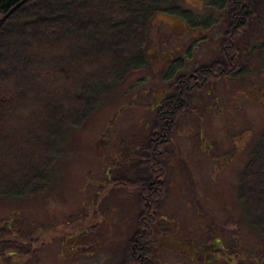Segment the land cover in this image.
Masks as SVG:
<instances>
[{"label":"rangeland","instance_id":"rangeland-1","mask_svg":"<svg viewBox=\"0 0 264 264\" xmlns=\"http://www.w3.org/2000/svg\"><path fill=\"white\" fill-rule=\"evenodd\" d=\"M174 2L195 15L213 13L205 0ZM254 17L248 31L237 40L240 48L244 44L253 47L262 38L263 2H255ZM218 18L219 13H215L214 19L219 23L205 30L208 33L205 41L196 49L192 61L185 63L186 71L190 66L207 65L216 58L212 43L223 45L230 30L229 19ZM87 22L97 26L95 19ZM81 23L78 20V24ZM135 24L133 16L115 23L105 20L101 34L114 38L115 43L127 51L138 44ZM180 24L183 22L174 17L160 16L153 20L148 31L147 67L110 86L87 121L68 133L48 192L29 199L0 198V223L8 220L13 236L18 235L9 243L19 248L11 249L16 256L1 259L2 264H122L126 242L132 236L138 200L135 192L118 188L113 180H120L121 176L136 177L141 172L142 166L134 157L140 155L137 150L144 153L142 145L147 141L149 127L153 122L158 123L155 117L161 109L154 106L159 100L157 93L167 85L164 78L166 54L184 44L179 41L180 36L187 41L190 33H194L188 26L182 32ZM32 30L40 33L39 39H45L38 28L33 26ZM70 35L67 26L58 27L57 34L53 35L56 48H42L40 60L61 53L70 57L74 49ZM35 39L21 36L14 43L0 41V61L7 62L10 70L15 64L35 62L36 54H26L30 44L41 47ZM96 44L99 41L91 38L90 46L81 49L85 59H79L72 77L57 78L53 73L55 67L44 62L37 65L47 66L49 70L36 75L30 73L8 87L0 84V92L15 91L20 100L31 95L40 97L44 103L54 100L57 113L53 123L58 125L68 118L74 106L80 111L87 107L82 101L78 104V92L74 89L62 95L65 87L84 85L75 81L76 71L87 69L85 75H88L107 67L102 61L87 59L89 54H106L101 48L92 51V45ZM124 53L114 50L115 61L122 63ZM252 57L250 54L246 60L245 75L229 82V87L223 80L215 82L209 95L205 87L198 98L192 97L187 113L175 116L171 145L175 167L168 169L166 180L170 186L161 211L170 215L174 226L165 245L158 247L164 264H185L180 248L174 243L185 239L198 243L219 237L224 238V243H240L238 252L244 256L250 253L245 262L252 258L254 264L258 258L264 264V241L247 225L237 198L240 175L264 132V65L261 59ZM92 65L95 68L91 72ZM25 86L31 92L20 96ZM53 89L61 95L60 100H55ZM91 96L87 94L85 98ZM30 112L28 104L9 107L8 124L0 130V141L5 148L15 147L25 157L30 155L31 141L25 142V138L29 139L27 134L32 131L33 122L41 120L44 124L47 118L44 114H39L37 119L26 117ZM48 144L45 140L40 147ZM39 173L34 168L30 173L22 171L27 179ZM255 202L258 207L261 198L256 197ZM255 211L264 220L263 206Z\"/></svg>","mask_w":264,"mask_h":264},{"label":"trees","instance_id":"trees-1","mask_svg":"<svg viewBox=\"0 0 264 264\" xmlns=\"http://www.w3.org/2000/svg\"><path fill=\"white\" fill-rule=\"evenodd\" d=\"M23 0H0V18L7 15L17 4ZM174 0H25V2L13 10L6 19L0 21V41L5 43H14L21 36H27L37 41L41 46L35 48L30 44L27 55L36 54L35 62H27L24 64H15L13 70L9 69L7 62L0 61V84L3 86L16 82L17 80L31 74L43 73L49 70L47 66L37 65L50 62L55 68L54 75L57 78L65 76L64 79L72 77L71 73L79 65V59L82 57L81 49L90 46L91 38L99 41V44L92 45V51H106V54L97 55L96 53L87 56L88 60L95 59L96 62L102 61L107 67H102L97 71H93V65L90 69L92 73L85 75V72L76 71L74 75L75 81L83 82L84 85L65 87L62 95L68 93L71 89L78 92V104L85 103L87 107L80 111L79 107L72 108L68 118L60 124H54L53 118L57 113L55 101L44 103V101L36 96L26 97L23 100L18 98L17 92L3 91L0 92V130L4 129L8 124L7 109L21 104L31 106L28 118H36L39 114L46 115L43 121L33 122L32 131L27 134L29 139L25 138V142H30V155L25 157L20 154L17 149H6L3 142L0 141V198L1 199H29L44 195L49 191L53 184V173L57 161L62 155V147L68 133L75 128L82 126L87 118L99 106L105 91L112 85L121 83L130 74L136 73L147 67V47H148V31L152 21L156 16L167 14L175 8ZM218 1V0H216ZM228 2L235 1L234 9L230 6L229 14H232L233 25L238 27L248 17L254 16V4L257 1L264 0H225ZM231 5V4H230ZM252 9V11H251ZM251 11V12H250ZM133 16L136 19L134 29L137 33L138 44L135 47L123 50L118 46L116 40L112 37H103L102 25L105 20H111L115 23L120 19ZM96 20L97 26H93L87 20ZM78 20L82 23L78 24ZM67 26L70 31V38L74 46L72 55L69 57L66 53L57 54L45 61L40 60L43 48H56L57 44L53 42V35L57 34V28ZM36 27L42 31V38L39 39L37 31L32 28ZM32 27V28H31ZM262 38L256 45L261 58L264 60V32ZM69 40V39H68ZM115 40V41H114ZM233 40L231 35L229 43ZM36 44L34 43V46ZM100 46V47H98ZM114 50H122L124 59L122 63L115 61ZM135 53L132 54L131 52ZM231 51V50H230ZM101 54V53H100ZM42 59V58H41ZM14 72V73H13ZM208 71L203 72L206 76ZM67 75V76H66ZM4 78V80H3ZM3 80V81H2ZM31 89L25 86L21 95L27 94ZM187 83L180 85L178 95L169 104H166L158 119V136L154 143L146 141V147L143 148L147 153L151 152V169L142 168L144 178H136L134 180H118V186L124 185L129 191L139 194L140 201L142 197L149 201L154 199L156 191L160 184L162 163L161 156L158 151L166 143L167 139H172L173 123L175 116L178 115L177 110L187 102L186 97ZM31 92V91H30ZM55 100H60L57 90H52ZM92 94L91 97L85 98V95ZM60 96V97H58ZM58 97V99H57ZM46 105V106H45ZM81 107V106H80ZM65 104H63V109ZM59 111V110H58ZM47 140L50 144L41 146ZM39 151V152H37ZM34 168L40 172L37 177L27 179L23 176L22 171L31 172ZM140 176V173H138ZM151 175V176H150ZM149 177V179H146ZM146 179V180H145ZM251 188L255 189L251 191ZM261 198V203L255 202V198ZM238 202L240 204L242 215L254 233L264 241V220H261L255 213L259 206H263L264 215V132L261 134L257 144L251 150L247 165L240 175L238 186ZM150 223L151 218L148 211H145L141 219V228L137 235L131 236L126 242L122 264H148V242L150 240ZM18 235L13 236L11 226L4 222L0 225V241H15ZM15 243H7L0 245V251H11L16 249ZM19 249V248H18ZM21 254H23L21 252Z\"/></svg>","mask_w":264,"mask_h":264},{"label":"flooded vegetation","instance_id":"flooded-vegetation-1","mask_svg":"<svg viewBox=\"0 0 264 264\" xmlns=\"http://www.w3.org/2000/svg\"><path fill=\"white\" fill-rule=\"evenodd\" d=\"M208 4L207 8L212 10L213 13L208 14L206 16L195 15L193 11L190 9H183L179 4H175V8L165 14V18H177L183 22V25L180 24V28L183 30L185 26L190 27L194 30V33H190V37L182 38L180 36L179 41H183V45L180 47H175L174 50H170L168 54H166L165 60V74L164 78L167 81V85L165 88L161 89L157 93L159 96V100L155 101V109H161L169 104L173 99H175L178 95V89L180 85L183 83H187V91L186 97L187 102L182 105L177 113L183 115L187 113L190 109V105H192V97L198 98L205 88L206 94L211 93V89L215 88V82L219 80L225 81V86L229 87V82L234 81L238 76H243L246 73V60L249 58L251 54L252 58L260 59L258 49L247 47L244 44L243 48L237 46L238 39H241L242 35L248 31L250 21L255 17L251 16L246 18L241 25L235 27L233 25L232 14H229L230 6L233 7L236 4L235 1H225V0H205ZM231 4V5H230ZM252 11V9H251ZM250 11V12H251ZM219 13V18H228V26L230 28L227 38L223 45H220L219 42H213L212 46L214 50L217 52V56L214 60L209 62L207 65L202 66H190L188 71L185 70V63L190 62L193 59V56L197 54L196 49L199 47L200 43L205 41V37L207 36V31L210 30L211 27H215L219 21L214 19V14ZM164 19V18H162ZM161 19V20H162ZM171 23L169 24V26ZM186 34V33H184ZM233 36V40L231 44L229 43L230 36ZM208 39V38H206ZM231 50V51H230ZM178 53V55L176 54ZM196 52V53H195ZM249 54V55H248ZM176 55V56H174ZM176 71L173 72V71ZM208 71L206 76H203V72ZM228 82V83H227ZM158 112V116L155 117V120L159 119L160 112ZM158 136V125L152 123L149 127V133L147 141H154ZM172 139H167L166 143L163 144L162 148L158 151V155L161 156L162 163V171L161 177L158 179V183L160 187H158L155 197L152 200H145L142 197L141 201L139 198V194H137L138 207L135 213V221L133 224L132 236L137 235L141 228V219L145 211H148L149 216L151 218L150 223V240L148 242L147 250H148V264H164L161 262L159 249L162 248L165 242L170 238L174 226V220L170 218V215L162 213V204L165 203L167 198V187L170 186L166 180V176L168 173V169L172 168L174 155L171 150ZM146 145H142V150L144 153H141L140 150H137V153L140 155H136L134 157V161L139 165L147 169H151V152H146L143 148ZM136 152V151H135ZM175 167V166H174ZM147 171V170H146ZM142 171L140 172V176L136 177H125L121 176V180H134L136 178H144ZM139 173V172H138ZM151 176V175H150ZM146 179H149L147 177ZM145 179V180H146ZM123 187L118 186V188ZM134 192V191H133ZM170 234V235H168ZM163 238V239H162ZM182 243H174L180 248V254L185 259V264H252V258H249L248 261L245 262L246 256L240 254L238 251L241 249L240 243H224V238H212L211 240L204 239L200 242L196 243L191 239H185L181 241ZM9 241H0V245H6ZM158 247H160L158 249ZM13 252V253H12ZM11 254H15L14 251H0V260L5 258L13 257ZM16 256V254H15ZM219 261V262H218ZM2 264V262L0 261ZM262 264L260 259H256V263L254 264Z\"/></svg>","mask_w":264,"mask_h":264},{"label":"water","instance_id":"water-1","mask_svg":"<svg viewBox=\"0 0 264 264\" xmlns=\"http://www.w3.org/2000/svg\"><path fill=\"white\" fill-rule=\"evenodd\" d=\"M25 2V0H23L22 2H20L19 4H17L7 15H5L3 18H0V21H3L4 19H6L8 17V15L15 10L17 7H19L20 5H22Z\"/></svg>","mask_w":264,"mask_h":264}]
</instances>
